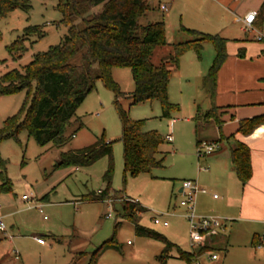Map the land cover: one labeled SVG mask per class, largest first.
<instances>
[{
  "label": "rangeland",
  "instance_id": "374dc122",
  "mask_svg": "<svg viewBox=\"0 0 264 264\" xmlns=\"http://www.w3.org/2000/svg\"><path fill=\"white\" fill-rule=\"evenodd\" d=\"M28 1L31 5L28 12L17 8L0 17V75L14 68L22 70L35 54L57 45L68 32V25L62 21L59 0ZM252 1L145 0L148 9L139 23L164 21L168 42V45L156 47L152 62L158 64L173 44L194 37L183 30V26L227 39V55L228 50L236 49L239 41L246 42V56L252 58L250 62L255 73L264 77V53L261 51H264V23L247 31L242 23L234 22L238 6L239 11L251 9ZM162 5L167 9L162 10ZM28 26H37L41 35L33 32L23 38ZM17 39L22 48L19 57L14 53L18 46L11 48ZM214 56L213 44L204 42L200 57L194 50L180 57L179 67L172 70L168 84V99L179 109L169 118L161 117L158 100L131 104L129 98H119V104L130 121H141L142 132L156 131L161 137L157 158L163 159L162 167L138 175L126 173L124 177L120 140L122 124L114 94L101 81L96 82L95 89L78 106L76 116L65 132L67 136L73 133L74 137L62 146L51 143L41 146L28 136L25 128H21L16 137L2 140L0 155L7 162L12 189L0 193V217L6 227L5 233L0 231V264H69L81 253L85 255L79 259V264H88L93 252L111 238L115 246L105 247L96 264H184L178 250L190 253L196 248L191 246L189 223L184 216L185 208L179 205L182 196L178 188L183 180L196 176L199 165L201 170L207 168L206 161L210 156L199 157L198 146L214 142L209 140L210 131L222 126L212 113L206 117L214 101L201 85V76L207 73ZM167 66L172 68L170 63ZM111 76L125 94L134 89L129 68L115 67ZM259 77L247 81L243 92H238L240 98L264 97V80ZM28 100L27 90L1 95L0 128L4 120L17 114ZM222 115L217 113L221 122ZM167 134L173 135L172 142L165 139ZM100 136L112 142L111 189L118 192L109 198L112 204L108 198L103 201L82 200L105 187L103 174L109 165L108 157L104 156L87 167H54L61 152L87 146ZM23 194L29 196L27 201L21 199ZM212 195H216V199H212ZM126 198L135 200L144 208L136 217L139 225L165 236L175 245L165 260L158 257L164 243L136 235L133 222L123 218ZM221 198L220 190L215 189L202 202L205 210L196 204L198 215L216 216L225 224L217 236L207 240L218 259L211 261L210 252H205L197 258L199 263L264 264V245L259 249L257 244L250 243L252 234L259 233L264 221L250 225L236 212L232 218L224 216L226 208L221 205ZM108 213L110 217L106 218ZM154 216H160L167 225L155 224Z\"/></svg>",
  "mask_w": 264,
  "mask_h": 264
},
{
  "label": "trees",
  "instance_id": "16d2710c",
  "mask_svg": "<svg viewBox=\"0 0 264 264\" xmlns=\"http://www.w3.org/2000/svg\"><path fill=\"white\" fill-rule=\"evenodd\" d=\"M17 8L28 12L31 5L28 0H0V17ZM59 9L62 21L69 28L61 41L47 51L35 54L22 70L14 68L0 75V96L21 90H27L29 96L28 102L24 103L17 114L4 120V125L0 128V143L6 138L16 137L17 132L25 128L28 136L41 146L48 143L62 146L73 136V133L67 136L65 132L75 118L78 106L95 89L96 82L101 81L114 94L122 124L120 140L123 146L124 177L126 173L138 175L162 167L163 159L157 158L161 137L156 131L142 132L141 121H130L119 104V98L125 96L131 100V104L158 100L161 117H171L179 109L177 104L168 99L172 70L178 68L179 59L184 53L194 50L200 57L202 44L211 42L215 56L202 78V88L214 101L217 74L227 57V39L218 34L210 35L182 26L183 30L194 37L173 44L167 55L155 64L152 56L156 47L168 45L165 39L166 27L164 21L146 25L139 23L140 17L148 9L145 0H59ZM263 23L264 0L256 11V24L260 26ZM33 32L41 35L37 26H28L22 37ZM19 45V39L11 45L12 49L18 46L14 49L18 57L22 50ZM243 54L244 49L240 48L238 55ZM168 63L172 68L167 66ZM115 67L130 69L134 82L131 92L125 94L113 80L111 71ZM216 110L213 104L206 117H210L212 113L220 124ZM261 123H264V115L242 119L238 123V131L249 134ZM104 156L109 159L108 168L103 174L105 187L83 198L85 201H103L118 193L111 189L112 142L100 136L87 146L61 152L54 167H87ZM230 157L236 176L244 185L251 177L248 146L237 142L230 150ZM11 189L7 162L0 155V193H8ZM123 209V218L133 222L136 235L164 243V249L158 257L165 260L175 245L165 236L138 224L136 217L144 211L139 203L125 200ZM113 242L111 238L98 247L88 264H96L98 255L105 247L115 246ZM210 251L212 247L206 242L190 253L178 250V256L185 264H195L198 256ZM83 255L85 253L79 254L69 264H79Z\"/></svg>",
  "mask_w": 264,
  "mask_h": 264
},
{
  "label": "crops",
  "instance_id": "0c3cea01",
  "mask_svg": "<svg viewBox=\"0 0 264 264\" xmlns=\"http://www.w3.org/2000/svg\"><path fill=\"white\" fill-rule=\"evenodd\" d=\"M262 2L263 0L252 1L251 9L244 11H239L240 6H238L236 11L238 13H235L234 22L243 24L242 20L245 14L250 11L256 12ZM252 25L257 26V28L262 26L256 24V18ZM235 46V50L234 48L231 51L228 50L229 55H227L217 74L214 105L217 108L216 114H223L222 126L217 129L214 127V123L210 122L214 128L210 131L209 140L214 142L219 140V148L209 155L210 157L206 161L207 168L204 167L202 171L199 165L196 176L189 180L195 181L206 190L197 193V207L205 210L202 202L209 198L215 189H218L222 194L221 205L226 208L223 213L224 216H231L232 218L236 212L238 213L237 216L252 225L256 221H264V123L257 125L249 134L238 131V123L242 119L264 115V97L240 98L238 92H243L242 89L246 86L247 81L261 75H257L258 72L255 73L254 66L250 62L252 58L246 56L248 54L246 42L239 41ZM240 48L244 49L243 56L238 55ZM261 51L264 53L263 50ZM203 76H201V85ZM259 79L264 80V77H259ZM196 111L198 118L199 110ZM237 142L248 146L250 154L251 177L244 185L237 178L230 157V150L234 148ZM181 188L182 184L178 188V193H181ZM212 197V199H216L214 195ZM258 232L252 234L250 243L257 244L259 249H262L264 226ZM56 240L59 241V239ZM258 240L260 241L258 242ZM195 263L200 264L198 259L195 260Z\"/></svg>",
  "mask_w": 264,
  "mask_h": 264
},
{
  "label": "built area",
  "instance_id": "2783aa9c",
  "mask_svg": "<svg viewBox=\"0 0 264 264\" xmlns=\"http://www.w3.org/2000/svg\"><path fill=\"white\" fill-rule=\"evenodd\" d=\"M162 10H166V5L161 6ZM256 18V12L250 11L245 14L243 17V24L247 31H250L253 29V22ZM258 40L261 38L258 36ZM165 139L167 141H172L173 137L171 134H167L165 136ZM219 148V144L216 142H205L201 143L198 146L197 149V155L199 157L201 156H209L215 150ZM182 188H181V196L182 199L179 202V205L183 208H185V218L188 220L189 223V237L191 246L194 248H197L199 246L204 245L208 239L217 236L221 230L225 226L223 221L216 216H200L196 213V195L198 192H205L206 190L201 188L195 181L193 180H183L182 181ZM216 197V195H214ZM21 199L24 201H27L29 199V196L27 194L21 195ZM110 204H112V200L109 199ZM125 200L129 202H135V200L126 198ZM110 217V214L108 213L106 216ZM153 222L155 224L162 223V225H167L166 221H162L160 216H154ZM0 231L4 232L6 231L5 223L3 219L0 217ZM217 255L215 252H210L209 258L211 261H214L217 259ZM198 264V263H195Z\"/></svg>",
  "mask_w": 264,
  "mask_h": 264
}]
</instances>
